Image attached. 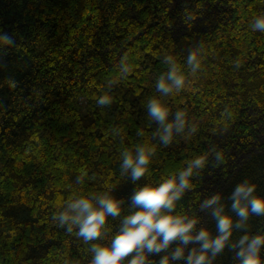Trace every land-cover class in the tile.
I'll list each match as a JSON object with an SVG mask.
<instances>
[{
  "label": "trees",
  "instance_id": "1",
  "mask_svg": "<svg viewBox=\"0 0 264 264\" xmlns=\"http://www.w3.org/2000/svg\"><path fill=\"white\" fill-rule=\"evenodd\" d=\"M261 13L264 0H0V30L16 41L0 47V264H90L92 242L53 219L68 197L110 191L125 201L98 238L109 243L135 210L137 186L159 182L213 145L225 160L210 156L176 211L219 234L210 210L200 208L204 199L223 193L235 216L238 183L250 179L264 195V32L250 26ZM193 49L195 71L187 64ZM167 55L187 80L165 96L156 82L169 68ZM105 92L113 103L98 105ZM152 96L189 121L170 145L148 115ZM145 142L157 151L150 172L133 181L121 153ZM257 232L264 215H252L232 239ZM179 243L151 253L152 264ZM212 264H237L236 250L226 248Z\"/></svg>",
  "mask_w": 264,
  "mask_h": 264
},
{
  "label": "clouds",
  "instance_id": "2",
  "mask_svg": "<svg viewBox=\"0 0 264 264\" xmlns=\"http://www.w3.org/2000/svg\"><path fill=\"white\" fill-rule=\"evenodd\" d=\"M250 26L254 31L264 32V13L254 16ZM15 42L13 35L0 30V47L12 46ZM164 59L169 68L160 75L156 87L166 96L182 91L187 76L173 55ZM187 64L193 71L200 67L198 49L188 53ZM10 84L15 86V82ZM96 102L101 106L110 105L113 97L105 92ZM146 109L151 120L159 123L160 129L155 134L164 145L172 144L176 133L189 127L185 111L173 112L161 96L150 97ZM197 130L195 125L189 128L192 133ZM156 151L157 146L150 142L126 148L121 153V167L133 181H138L150 172ZM210 156L222 163L224 149L213 145L188 158L159 182L137 186L131 197L135 210L123 217L120 230L111 236L109 243L98 238L108 232L110 217L125 212V201L110 191L73 194L58 208L53 219L59 227L75 232L85 243L92 242L90 264H152L150 254L169 248L175 241L180 243L161 257L159 264H174L180 259L187 264H212L213 259L229 247L236 250L237 264H264V232L245 233L238 240L232 239L235 229L242 227L252 215H264V195L258 194L257 184L250 179L238 183L231 193L235 216L226 211L223 193L211 194L200 204L201 210H210L219 234H214L209 227H198L200 217L176 211L185 193L196 186L194 178L207 168ZM193 242H197L196 246L189 248ZM131 253L135 255L126 259Z\"/></svg>",
  "mask_w": 264,
  "mask_h": 264
}]
</instances>
